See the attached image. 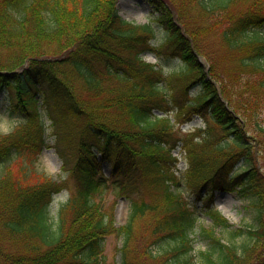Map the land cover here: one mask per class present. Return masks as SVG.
<instances>
[{
  "label": "trees",
  "instance_id": "16d2710c",
  "mask_svg": "<svg viewBox=\"0 0 264 264\" xmlns=\"http://www.w3.org/2000/svg\"><path fill=\"white\" fill-rule=\"evenodd\" d=\"M117 2L0 0V100L3 91L10 94L21 122L0 135V264H103L111 234L121 238L119 264H264V175L255 134L264 129L248 124L253 109L232 93L241 86L264 97V0H149L152 21L164 29L158 46L152 22H126ZM214 37L236 74L230 82L203 46ZM146 52L181 64L163 72L143 59ZM191 113L206 122L196 139L177 132L176 119ZM44 116L59 150L75 144L76 152L75 187L55 216L49 207L66 182L33 169L46 146ZM176 147L187 164L184 179L207 202L211 226L197 234L212 251L202 254L203 263L192 254L199 211L183 199ZM107 182L129 201L122 226L95 202ZM215 190L249 198L254 225L233 233L248 244L238 248L217 235L216 228L231 225L210 206Z\"/></svg>",
  "mask_w": 264,
  "mask_h": 264
},
{
  "label": "rangeland",
  "instance_id": "374dc122",
  "mask_svg": "<svg viewBox=\"0 0 264 264\" xmlns=\"http://www.w3.org/2000/svg\"><path fill=\"white\" fill-rule=\"evenodd\" d=\"M246 7L247 4H239L237 9H245ZM117 10L121 18L128 23L134 25H144L152 22L151 24H153L157 30L154 33L151 43L153 46H158L162 42L161 40L164 37V29L152 21L156 18V13L154 12V8L150 4L149 0H118ZM217 42L218 41L215 37L210 38L203 46L206 52L208 51L215 59L218 65V71L220 72L219 76H223L225 80L230 82L236 74L232 70V64L227 60L225 50L218 45ZM142 57L147 62L158 63L162 67L163 72H167L171 69H177L181 64L179 60L174 58H168L165 61H160L158 57L151 52L142 54ZM202 60L206 62L204 57ZM241 83L242 82H240V84ZM239 88L240 89H234L232 91L234 98L238 100L243 109H253L254 118H251L248 121V124L253 127H255V124H259V126L264 129V97L260 95L261 91L256 92L255 88L250 90L241 86H239ZM194 92L195 90L190 91L188 96L191 97ZM254 94L256 98L255 100L252 98V95ZM180 102L181 101L178 103ZM172 105L173 104H171V107ZM173 107L172 112H176L177 107L174 105ZM10 108V94L7 95V92L3 91L0 100V135H6L12 132L21 123L18 117L19 115ZM170 114L172 116L173 113ZM43 120L47 126L49 123L47 116H44ZM176 126L177 132L180 135L186 132H194V137L196 139L203 136L206 122L201 116L191 113L188 118L186 115L183 119H176ZM255 128H257V126ZM255 134L259 139L260 146L257 164L259 166V170L264 175V135L261 133ZM45 141L46 147L43 148L36 161L33 162V169L37 173L44 174L56 182H66L64 188L53 196L49 207L50 216H55L60 205L70 196L75 187L73 179L70 178V169L76 154L75 144L71 146L66 145L63 149L59 150L49 126L46 128ZM89 141L93 142L92 138H89ZM178 151L179 149H176V152ZM178 156L180 159L177 164V171L175 174L178 179L182 178L179 186L183 191V197L192 208L201 209V211H199L198 222L195 229L196 234L194 235L192 254L197 262L203 263L204 259L202 254L210 250L212 251V248L207 241L197 234L199 228H209L211 225L209 218L203 213V206L207 202L199 200L198 186L194 183H190L189 181L187 182L184 179L183 176L186 168V162L184 159H181V153H179ZM5 165L0 164V175ZM108 171V164L103 163L102 173L105 177L108 176ZM94 199L95 202L100 204L103 210L112 214L115 226H122L125 223L129 211V201L122 194L119 187L107 182L104 186L100 187L98 192L95 193ZM248 203L249 198L247 196H243L237 192L230 193L218 190L213 192L211 200L210 206L217 209L231 225V227L226 231L221 228H216V233L221 236L223 235L225 240H229L234 243L238 248L244 244H248L249 242L244 236L233 234L234 231L237 228H248L249 226L254 225V209ZM120 246L121 238L117 234H111L105 238L102 255L103 264L120 263Z\"/></svg>",
  "mask_w": 264,
  "mask_h": 264
}]
</instances>
